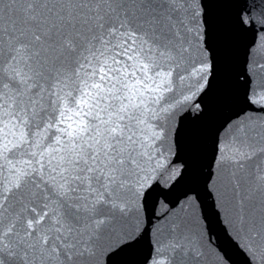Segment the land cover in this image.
Instances as JSON below:
<instances>
[{
    "label": "water",
    "instance_id": "1",
    "mask_svg": "<svg viewBox=\"0 0 264 264\" xmlns=\"http://www.w3.org/2000/svg\"><path fill=\"white\" fill-rule=\"evenodd\" d=\"M0 264H264V0H0Z\"/></svg>",
    "mask_w": 264,
    "mask_h": 264
}]
</instances>
